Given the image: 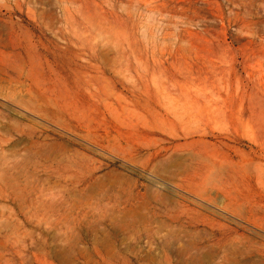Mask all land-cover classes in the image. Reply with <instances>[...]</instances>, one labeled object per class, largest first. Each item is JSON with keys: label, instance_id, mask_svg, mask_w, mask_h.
<instances>
[{"label": "rangeland", "instance_id": "374dc122", "mask_svg": "<svg viewBox=\"0 0 264 264\" xmlns=\"http://www.w3.org/2000/svg\"><path fill=\"white\" fill-rule=\"evenodd\" d=\"M18 75L25 86L17 84L13 88L10 79ZM29 83L34 94L56 111L69 130L55 123L57 119L53 117H37L38 113L32 110L34 100L24 91ZM176 101L187 102L188 113L180 108V115L185 117L174 114ZM0 113V132H6L0 133V165L5 163L0 170L3 172L13 164L7 168L9 174L3 172L5 177L0 172V264H184L176 257L174 248L180 243L188 246L190 236L184 235L180 243H173L168 250L170 259H164L157 236L170 227L157 220L148 225L136 221L127 229L115 228L114 232L104 214L111 212L108 209L114 210L116 203L132 204L137 219L147 218L153 203L164 207L176 217L173 231H179L181 223H194L207 243L223 247L244 243L257 252L248 261L261 264L258 256L259 251H264V0H0ZM50 119L53 122H48ZM30 136L35 141L31 142ZM19 140L24 142L25 151ZM13 141L19 142L10 145ZM37 144L42 149L47 147L39 154ZM8 146L15 147H10L13 156L9 158L6 151H10L5 150ZM165 146L178 149L171 156L162 157ZM56 152L58 155H54ZM35 158L41 160L33 164ZM11 160H18L24 171L16 165L17 161ZM190 160L198 162V173L191 176L195 183L221 189L212 202L200 200L198 193L202 190L188 187L178 179L177 169ZM14 175H18L17 179ZM37 180L45 183L38 184ZM87 188L91 196L85 198L80 191L86 195ZM16 189L22 192L17 193ZM12 193L20 197L16 195V199ZM48 194L50 197H45ZM226 195L235 199V206L224 208ZM56 199L59 210L55 207ZM46 200L51 210L48 205L45 208ZM61 214L67 216L63 218ZM99 217L105 219V224H99ZM4 218L10 222H4ZM94 221L98 225H93ZM90 224L93 227H88ZM100 225L119 239L124 236L126 243L108 246L102 242ZM148 233L157 237L156 242L148 241ZM211 248L203 249L202 254L207 255H200L202 264H230L215 255L216 248ZM207 249L212 253H206ZM237 260L244 262L238 257Z\"/></svg>", "mask_w": 264, "mask_h": 264}, {"label": "bare ground", "instance_id": "6f19581e", "mask_svg": "<svg viewBox=\"0 0 264 264\" xmlns=\"http://www.w3.org/2000/svg\"><path fill=\"white\" fill-rule=\"evenodd\" d=\"M48 23V22H47ZM51 24V23H50ZM45 25V24H44ZM55 25V24H54ZM53 25V26H54ZM53 29H54V27H53ZM51 31V30H50ZM57 33V32H56ZM106 47V46H105ZM102 49V48H101ZM8 76V75H7ZM14 77V76H13ZM20 78H21V75H18V77H16V79H10L11 81H10V83H12L14 86H12L13 88L14 87H16L17 86V84H18V87H20L21 86V88H22V86H25V83L24 82H20L19 80H20ZM2 79V78H1ZM5 80V79H4ZM7 83H8V80H7ZM6 83V85H8ZM4 85V84H3ZM5 86V85H4ZM4 86H2L1 85V87H4ZM9 86V85H8ZM7 86V87H8ZM6 87V88H7ZM11 86L9 87V88H12ZM5 88V89H6ZM2 89V88H1ZM7 90V89H6ZM27 91V96L30 98V99H32V101L34 100V103H33V107H32V110H33V112L35 113H38V115L39 116H37V117H43L42 119H48V116L49 117H53L54 118V120H56L57 119V121L55 122V123H57L58 125H60V127L62 126V127H65V129L67 128L68 129V127L65 125V122L63 121V120H61L60 119V117L59 116H57V114H56V111L55 110H53V109H50L49 107H48V105H47V103H45V102H43V101H41L40 100V98L38 97V95H36V94H34L35 92H34V90L32 89V85H31V83H29L28 85H27V88L26 89H24V91ZM2 91V90H1ZM23 90L22 89H20V92H22ZM6 92V91H5ZM8 92H9V90H8ZM7 92V93H8ZM12 93V92H11ZM2 94V93H1ZM10 94V93H9ZM13 94V93H12ZM20 94V93H19ZM18 94V92H17V95H19ZM23 94V93H22ZM25 95V94H24ZM11 96H13V95H11ZM11 96H9L10 97V99H11ZM21 95H19V97H20ZM3 97V96H2ZM16 97V96H15ZM14 97V98H15ZM3 100V99H2ZM20 101H22V103L21 102H19V103H21V104H23V100H20ZM17 102V101H16ZM27 102V101H26ZM181 102V101H180ZM183 102V101H182ZM185 103H187V102H185ZM184 102L183 103H179V101H176L174 104H173V109H174V114L177 116L178 115V117H183L182 115H180V112H181V109L183 110V112L185 113V112H187V107H188V104H185ZM26 104V103H25ZM190 104V103H189ZM5 105H7V104H5ZM193 105V104H192ZM26 106V105H25ZM190 106V105H189ZM11 107V106H10ZM21 107V106H20ZM27 107V106H26ZM126 107V106H125ZM192 107V106H191ZM190 107V109H192ZM181 108V109H180ZM189 108V107H188ZM27 109H29V108H27ZM172 109V108H171ZM180 109V110H179ZM14 110V109H13ZM31 109H30V111H32ZM179 110V111H178ZM194 110V109H193ZM17 111V110H16ZM26 111V110H25ZM27 111H29V110H27ZM134 111V110H133ZM188 111H189V109H188ZM14 112V111H13ZM190 112H192L191 110H190ZM195 112V111H194ZM31 113V112H30ZM116 113V112H115ZM188 113V112H187ZM1 114V113H0ZM10 114V113H9ZM24 114V113H23ZM190 114V113H189ZM192 114V113H191ZM24 115H26V113L24 114ZM29 115V114H28ZM31 115V114H30ZM33 115H35V114H33ZM186 115V114H185ZM193 115H195L194 113H193ZM2 116V115H1ZM8 116V115H7ZM7 116H6V118H7ZM138 116V115H137ZM140 116V115H139ZM190 116V115H189ZM17 117V116H16ZM35 117V116H34ZM47 117V118H46ZM185 117V116H184ZM191 117V116H190ZM26 118H28V117H26ZM188 118V117H187ZM193 118V117H192ZM3 119H5V118H3ZM9 119H10V117H9ZM36 119V118H35ZM38 119V118H37ZM41 119V118H40ZM30 120H31V118H30ZM34 120V119H33ZM51 120H53V119H50V120H48V122L50 121V122H53V121H51ZM11 121V120H10ZM44 121V120H43ZM15 122V121H14ZM13 121H12V123H14ZM37 123H38V121H36ZM42 122V121H41ZM3 123V122H2ZM35 123V122H34ZM54 123V124H55ZM7 124H9V126L11 125L10 124V122L9 123H7ZM15 124V123H14ZM33 124V123H32ZM38 124H40V123H38ZM42 124V123H41ZM53 124V125H54ZM44 125V124H43ZM48 125V124H47ZM50 125V124H49ZM4 126V125H3ZM6 126V125H5ZM8 126V127H9ZM12 126V125H11ZM17 126V125H16ZM15 126V127H16ZM21 126V125H20ZM52 126V125H51ZM7 127V126H6ZM7 127V128H8ZM14 127V126H13ZM18 127V126H17ZM34 127V126H33ZM36 127H37V125H36ZM53 127V126H52ZM55 127H57V126H55ZM2 128V127H1ZM38 128V127H37ZM37 128H34V129H37ZM42 129L44 128L43 126L41 127ZM49 128V127H48ZM47 128V129H48ZM54 128V127H53ZM18 129V128H17ZM25 129V128H24ZM52 129V128H51ZM60 129V128H59ZM2 130L3 129H1V132H2ZM5 130V129H4ZM9 130V129H8ZM23 130V129H22ZM30 130V129H29ZM41 129H39L38 131H40ZM64 130V129H63ZM69 130V129H68ZM35 131V130H34ZM42 131V130H41ZM44 131V130H43ZM58 131V130H57ZM57 131H55L56 133H57ZM60 131V130H59ZM58 131V132H59ZM0 132V133H1ZM10 132V131H9ZM8 132V133H9ZM18 132V131H17ZM47 132V134H48V131H46ZM68 132V131H67ZM71 132V131H70ZM2 133H4V132H2ZM6 134V132L3 134V135H5ZM18 134V133H17ZM16 134V135H17ZM32 134V133H31ZM38 134L39 133H37V137H38V140H39V136H38ZM59 134H61V132L59 133ZM10 134H8V136H9ZM23 135H25V134H23ZM22 135V136H23ZM30 135V134H29ZM41 135V134H40ZM49 135V134H48ZM58 135V134H57ZM62 135V134H61ZM18 136H21V135H18ZM27 136H28V134H27ZM34 136V135H33ZM45 136H46V133H45ZM44 136V137H45ZM52 136H54V135H52ZM79 136V135H78ZM31 137V136H30ZM41 137V136H40ZM55 137V136H54ZM24 138V137H23ZM27 138V137H26ZM25 138V139H26ZM29 138V137H28ZM60 138H62V137H60ZM15 139V138H14ZM32 139H34V138H32L31 137V142H32ZM4 140V139H3ZM7 140V139H6ZM5 140V141H6ZM13 140V139H12ZM16 140V139H15ZM22 140H24V139H22ZM43 140V139H42ZM44 140H46V139H44ZM50 140H51V138H50ZM63 140V139H62ZM68 140V139H67ZM67 140H65V141H67ZM71 140V139H70ZM73 140H74V138H73ZM4 141V142H5ZM20 141V140H19ZM19 141H16L17 143L19 142ZM34 141H35V139H34ZM36 141H37V139H36ZM53 141V140H52ZM55 141H57V140H55ZM16 142H12V144H10V145H13V143H14V145H15V143ZM21 142V141H20ZM18 143V144H24V142H21V143ZM27 142V141H26ZM46 142H47V140H46ZM51 142V141H50ZM50 142H48V146L50 145L49 143ZM68 142V141H67ZM0 143H1V141H0ZM34 143H37V142H33V144ZM54 142H52V144H53ZM57 143H59L58 141H57ZM62 143H64V142H62ZM2 144V143H1ZM4 144V143H3ZM29 144H30V142H29ZM40 144H42V141H41V143ZM55 144V143H54ZM53 144V145H54ZM65 145H66V143H64ZM63 144V145H64ZM78 144V143H77ZM6 145V144H5ZM9 145V144H8ZM21 145V146H22ZM28 145V144H27ZM44 145V144H43ZM53 145H51V146H53ZM56 145V144H55ZM152 145H155V144H153L152 143ZM2 146V145H1ZM19 146V145H18ZM24 146V145H23ZM22 146V147H23ZM35 146V145H34ZM37 146H38V144H37ZM40 146V145H39ZM38 146V147H39ZM69 146V145H68ZM2 147H4V146H2ZM11 147V146H10ZM9 146H8V148L9 149H6L5 148V150H12L13 148H15V147H11L10 148ZM38 147H36L37 148V150L36 149H33L32 148V151L33 150H36V151H40V152H38L39 154L41 153V151L43 150L44 151V148H46V147H43V149L42 148H38ZM42 147V146H41ZM61 147V146H60ZM66 147H67V145H66ZM21 148V147H20ZM49 148V147H48ZM47 148V149H48ZM51 148V147H50ZM53 148H54V146H53ZM68 148H70V147H68ZM4 149V148H3ZM25 149V146H24V148L22 149L23 151H25L24 150ZM42 149V150H41ZM60 149H62V148H60ZM71 149V148H70ZM177 146H165L164 148H163V150H162V157L163 156H165V155H168V156H171L172 155V153L174 152V151H177ZM19 150V149H18ZM21 150V151H22ZM29 151H30V149H28ZM27 150V152H29ZM50 150V149H49ZM55 150H57L58 151V149H55ZM66 150V149H65ZM64 150V151H65ZM1 151V150H0ZM4 151V150H3ZM22 151V153L24 154V152ZM35 151V152H36ZM46 151V150H45ZM63 151V152H64ZM70 151H72V150H70ZM27 152H26V154H27ZM47 152H48V150H47ZM46 152V153H47ZM53 152V151H52ZM7 153H12L11 151L10 152H7L6 151V154ZM14 153H17V152H15L14 151ZM21 153V152H20ZM33 153V152H32ZM44 153V152H43ZM42 153V154H43ZM57 153V152H56ZM54 154V155H58V153L57 154ZM1 154H2V152H1ZM9 154H7V155H9ZM30 154V153H29ZM37 154V153H36ZM36 154H34L33 153V155H36ZM38 154V155H39ZM41 154V155H42ZM147 154V153H146ZM149 154V153H148ZM43 155H45V154H43ZM50 155V153L48 154V156ZM53 155V156H54ZM4 156H6V155H4ZM3 156V157H4ZM11 156V154L9 155V156H6L7 158H9ZM13 156V155H12ZM11 156V157H12ZM14 156H15V154H14ZM20 156H22V154L20 155ZM28 156H32V154L31 155H28ZM40 156V155H39ZM46 156V155H45ZM47 156V157H48ZM52 156V157H53ZM63 156V155H62ZM62 156L61 157H57L56 156V158L57 159H61L62 158ZM176 156H177V154H176ZM175 156V157H176ZM193 156V155H192ZM23 157V156H22ZM21 157V158H22ZM24 157H25V155H24ZM34 157V156H33ZM68 157V156H67ZM194 157V156H193ZM6 158V159H7ZM21 158H19V159H21ZM27 158H29V157H27ZM42 158V157H41ZM49 158H51V157H49ZM55 157H54V159H56ZM63 158H64V156H63ZM68 158H70V157H68ZM145 158V157H144ZM171 158V157H170ZM169 158V159H170ZM1 159V158H0ZM16 159V158H15ZM23 160H24V158H22ZM38 159H40V158H37V161H38ZM65 159L66 158H64L63 160L65 161ZM14 160V159H13ZM13 160H11V162L13 161ZM41 160V159H40ZM44 160H47V159H44ZM62 160V161H63ZM139 160V159H138ZM167 160V159H166ZM172 160V159H171ZM181 160V159H180ZM4 161V160H3ZM2 161V162H3ZM10 161V160H9ZM17 161V163H16V165L18 164V160H16ZM16 161H13V163L14 162H16ZM28 161H29V159H28ZM31 161V160H30ZM36 158H35V160L33 161H31V162H33V164H35L36 162ZM50 161V160H49ZM56 161H58V160H56ZM160 161V160H159ZM184 161V160H183ZM182 161V162H183ZM5 162H7V161H5ZM24 162V161H23ZM25 162H26V159H25ZM24 162V163H25ZM35 162V163H34ZM39 162V161H38ZM47 161H45V163H46ZM136 162V161H135ZM0 163H1V161H0ZM63 163V162H62ZM66 163V162H65ZM64 163V164H65ZM168 163L170 164V161H168ZM178 163H180L179 161H178ZM197 161H192V160H190L189 161V163L188 164H186V165H184V166H182V167H180L179 166V168L177 169V176L179 177L178 179L179 180H181V181H185L186 183V185L188 186V187H192V186H194V188L196 189V190H202L200 193H198V197L200 198V200H202V201H208V202H212L213 200H214V197H216L217 196V194L218 193H220L221 192V189L217 186V185H212V186H208V187H205V186H202V185H198L197 183H195L194 182V180H193V178L191 179V176H193L195 173V175H197V173L198 172H196V167H197ZM5 164V163H4ZM3 164V165H4ZM7 164V163H6ZM9 164V163H8ZM7 164V165H8ZM22 163H21V161H20V165H21ZM31 164V163H30ZM40 164H42L41 162H40ZM39 163H38V165H40ZM51 164V163H50ZM172 164V163H171ZM176 164V163H175ZM184 164V163H183ZM249 164V163H248ZM250 164H251V162H250ZM3 165H0V166H3ZM12 163H11V165L9 164V166L8 167H12ZM15 165V164H14ZM23 165V164H22ZM26 165V164H25ZM28 165H29V162H28V164H27V167H28ZM43 165H44V163H43ZM62 165V164H61ZM67 165V164H66ZM153 165V164H152ZM181 165V164H180ZM253 165V164H252ZM30 166V165H29ZM37 165H35L34 167H36ZM41 166V165H40ZM39 166V167H40ZM52 166H54V165H52ZM57 166V165H56ZM72 166H74V165H72ZM249 166H251V165H249ZM7 167V168H8ZM13 167H16V166H13ZM18 167H19V164H18ZM26 167V166H25ZM38 167V168H39ZM46 167V166H45ZM59 167V166H58ZM57 167V168H58ZM69 167V166H68ZM71 167V166H70ZM224 167V166H223ZM1 168V167H0ZM4 168L5 167H3V170H4ZM7 168H6V170H4L3 172L5 173L6 171H7ZM21 168V166L19 167V169ZM22 168H23V166H22ZM21 168V169H22ZM37 168V170H39ZM42 168H44V167H42ZM54 168H56L55 166H54ZM168 168V167H167ZM166 168V169H167ZM171 168V167H170ZM41 169V168H40ZM47 169V168H46ZM49 169H50V166H49ZM62 169H64V168H62ZM164 169V168H163ZM176 169H174V171L176 170ZM16 170V169H15ZM23 170V169H22ZM65 170V169H64ZM69 170V169H68ZM70 170H72V169H70ZM171 171H172V169H170ZM11 171H13V170H11ZM24 171V170H23ZM22 171V172H23ZM25 171H26V169H25ZM27 171H28V168H27ZM32 171H33V169H32ZM34 171H36V170H34ZM47 171V170H46ZM55 171V170H54ZM61 171V170H60ZM156 171V170H155ZM158 171H159V169H158ZM157 171V172H158ZM160 171H161V169H160ZM171 171H169V172H171ZM0 172H2L1 170H0ZM3 172L1 173V174H3ZM16 172H17V170H16ZM15 171H14V173H16ZM20 172H21V170H20ZM21 172V173H22ZM31 172V171H30ZM42 172V171H41ZM43 172H45V171H43ZM66 172V171H65ZM6 173H8V172H6ZM21 173H19V174H21ZM29 173V172H28ZM61 173H64L63 171L61 172ZM60 172H59V174H61ZM68 173L70 174V172L68 171ZM160 173V172H159ZM212 173V172H211ZM9 174V173H8ZM17 174V173H16ZM26 174V173H25ZM44 174V173H43ZM42 174V175H43ZM67 174V173H66ZM69 174H68V176H69ZM71 174H73L72 172H71ZM106 174V173H105ZM164 174V173H163ZM174 174H175V172H174ZM5 174H3V176H4ZM23 175V174H22ZM33 175V174H32ZM36 175V174H35ZM40 175H41V173H40ZM58 175V174H57ZM64 175V174H63ZM92 175V174H91ZM7 176V175H6ZM15 176V175H14ZM17 176L18 175H16L15 177H16V179H17ZM21 176V175H20ZM24 176V175H23ZM44 176V175H43ZM45 176H47L46 174H45ZM48 176H49V174H48ZM65 176V175H64ZM96 176V175H95ZM100 176V175H99ZM107 176V175H106ZM5 177V176H4ZM4 177H2L1 176V178H2V180H3V178ZM22 177V176H21ZM25 177V176H24ZM30 177H31V174H30ZM29 177V178H30ZM35 177V176H34ZM51 177V176H50ZM66 177V176H65ZM71 177V176H70ZM75 177V176H74ZM77 177V176H76ZM92 177V176H91ZM103 177V176H102ZM172 177V176H171ZM39 178V177H38ZM66 178H68V177H66ZM66 178H65V180H66ZM72 178V177H71ZM71 178H70V180H71ZM97 178H98V176H97ZM8 179H13V178H9L8 177ZM7 179V180H8ZM22 179H24V178H22ZM46 179V178H45ZM56 179V178H55ZM54 179V180H55ZM76 179V178H75ZM79 179V178H78ZM93 179H94V176H93ZM92 179V180H93ZM101 179V178H100ZM110 179V178H109ZM20 179H18V181H19ZM29 180V179H28ZM33 180H34V178H33V176H32V182H33ZM41 180V179H40ZM69 180V181H70ZM73 180H74V178H73ZM77 180V179H76ZM83 180V179H82ZM103 180V179H102ZM208 180V179H207ZM1 181V180H0ZM13 181H16V180H13ZM12 181V182H13ZM21 181V180H20ZM35 181V180H34ZM59 181H61V179L59 180ZM68 181V180H67ZM85 181V180H84ZM88 181V180H87ZM94 181V180H93ZM209 181V180H208ZM9 182H10V180H9ZM11 182V183H12ZM22 182H23V180H22ZM22 182H21V185H24V184H22ZM30 182H31V180H30ZM40 182H42V183H45V182H43V181H40ZM39 182V183H40ZM46 182H47V180H46ZM49 182H50V180H49ZM58 182V181H57ZM75 182V181H74ZM73 182V183H74ZM89 182V181H88ZM13 183H15V182H13ZM24 183V182H23ZM27 183H29L28 181H27ZM27 183H25V185L26 186H28V184ZM37 183H38V180H37ZM38 183V184H39ZM48 183V182H47ZM56 183V182H55ZM59 183V182H58ZM70 183H71V181H70ZM91 183H93V182H91ZM97 183V182H96ZM176 183V182H175ZM4 184V183H3ZM5 184H7V183H5ZM9 184V183H8ZM37 184V185H38ZM51 184H53L52 182H51ZM57 184V183H56ZM61 184V183H60ZM68 184V183H67ZM72 184V183H71ZM81 184V183H80ZM79 184V185H80ZM89 184V183H88ZM87 184V185H88ZM13 185V184H12ZM16 185V184H15ZM15 185H14V187H15ZM18 185V184H17ZM24 185V187H26ZM29 185H30V183H29ZM34 185V184H33ZM37 185L35 186V187H37ZM54 185V184H53ZM69 185V184H68ZM67 185V186H68ZM78 185V184H77ZM77 185H74L73 184V186L75 187V186H77ZM94 187H96L97 185L96 184H92ZM19 186H20V182H19ZM40 185H38V187H39ZM48 186H49V183H48ZM47 186V187H48ZM56 186V185H55ZM59 186V185H58ZM61 186V185H60ZM66 186V187H67ZM91 186V185H90ZM89 186V187H90ZM202 186V187H201ZM5 187V186H4ZM13 187V186H12ZM18 187V186H17ZM46 187V189H48ZM52 187V189H50L51 191L54 189L53 188V186H51ZM66 187H63V188H65L66 189ZM85 187V186H84ZM84 187H83V189H84ZM105 187V186H104ZM9 188V187H8ZM11 188V187H10ZM23 188V187H22ZM30 188H31V186H30ZM43 188H45V186L43 187ZM43 188H40V189H43ZM59 188V191H60V187H58ZM62 188V187H61ZM69 188H70V185H69ZM69 188H67V189H69ZM79 188V187H78ZM91 188H93V187H91ZM90 188V189H91ZM20 189V188H19ZM34 189V188H33ZM32 189V190H33ZM40 189H38V191L40 190ZM56 189V188H55ZM65 189H63V190H65ZM66 189V190H67ZM71 189H72V187H71ZM83 189H80V190H83ZM94 189V188H93ZM8 190V189H7ZM11 190H12V188H11ZM13 190H15V188L13 189ZM16 190H18V189H16ZM23 190V189H22ZM27 190H29V188L27 189ZM44 190V189H43ZM74 190V189H73ZM75 190H76V188H75ZM79 190V191H80ZM95 190V189H94ZM25 191V190H24ZM34 191H36V190H34ZM37 191V192H38ZM42 191V190H41ZM40 191V192H41ZM46 191V190H45ZM48 191V190H47ZM54 191V190H53ZM58 191V192H59ZM68 191V190H67ZM89 191V188H87V191H85V193L87 192V194L90 192H88ZM91 191H93L92 189H91ZM108 191V190H107ZM118 191V190H117ZM195 191V190H194ZM16 192V191H15ZM20 193V192H22V191H20V190H18L17 191V193ZM29 192V191H28ZM32 192V191H31ZM56 192H57V190H56ZM61 192H63L62 190H61ZM70 192H71V190H70ZM69 192V193H70ZM81 192V194H83L84 196H85V198H88V197H86V196H91V194H84V193H82V191H80ZM52 193V192H51ZM50 193V194H51ZM60 193V192H59ZM65 193V192H64ZM7 194V193H6ZM5 194V195H6ZM12 194H14L15 195V193H12ZM22 194V193H21ZM26 194V193H25ZM35 195H36V193H34ZM39 193H37V195H38ZM74 194H77L76 193V191H74ZM155 194V193H154ZM17 195V194H16ZM16 195H15V197H16ZM22 195H24V193L22 194ZM27 195H29V194H27ZM26 195V196H27ZM40 195H43V192L42 193H40ZM40 195H38V196H40ZM53 195H55L56 196V193L55 194H53ZM63 195V194H62ZM62 195L60 194V196H59V199H60V197L62 198ZM78 195H80V194H78ZM78 195H72L73 197H76V196H78ZM83 195H80V196H83ZM119 195H121V194H119ZM9 196H10V194H9ZM12 196V195H11ZM10 196V197H11ZM37 196V197H38ZM51 196H52V194H51ZM65 197H66V195H64ZM69 196H70V194H69ZM83 196V197H84ZM9 197V198H10ZM13 197V196H12ZM17 197H20L19 195H17ZM17 197H16V199H17ZM24 197V196H23ZM28 197V196H27ZM45 197H50V195L48 194V196L46 195ZM44 197V198H45ZM54 197V196H53ZM83 197H80L81 199L83 198ZM1 198V197H0ZM25 198V197H24ZM23 198V199H24ZM55 198V197H54ZM54 198H53V200H51L50 198V200H51V202L52 201H54ZM58 198V197H57ZM67 198V197H66ZM78 198V197H77ZM76 198V199H77ZM79 198V199H80ZM5 199H6V196H5ZM12 201H13V203H14V200L12 199V198H10ZM27 199V198H26ZM33 199H34V197H33ZM37 199V198H36ZM47 199V198H46ZM65 199V198H64ZM63 199V200H64ZM70 199H71V196H70ZM69 199V200H70ZM110 199V198H109ZM7 201H8V199H6ZM28 200V199H27ZM31 200V199H30ZM60 200H62V199H60ZM60 200H59V203H60ZM66 200V199H65ZM62 201V202H68V200H66V201ZM72 200H74V199H72ZM17 201V200H16ZM20 201H21V199H20ZM24 201V200H23ZM33 201V200H32ZM42 201V200H41ZM47 201V200H46ZM45 201V202H46ZM57 201V199L55 200V202ZM71 201V200H70ZM159 201V200H158ZM26 202V201H25ZM28 202V201H27ZM30 202V201H29ZM43 202V201H42ZM50 202V201H49ZM61 202V203H62ZM73 202V201H72ZM82 202V201H81ZM85 202V201H84ZM147 202V201H146ZM145 202V203H146ZM8 203V205H9V202H7ZM12 203V202H11ZM10 203V206L12 205ZM16 203V202H15ZM20 203V202H19ZM56 203H57V205H56ZM55 204H54V202H53V205H56L55 207H57L59 204H58V202H56ZM171 203V202H170ZM17 204V203H16ZM21 204V203H20ZM44 204H46V203H44ZM70 204H72L71 202H70ZM74 204V203H73ZM82 204V206H83V204L84 203H81ZM80 204V205H81ZM140 204V203H139ZM15 205V204H14ZM22 205V204H21ZM23 205H25V203H23ZM22 205V206H23ZM47 205H48V201H47V204H46V206H45V208L47 209L48 207H49V205H48V207H47ZM51 205V204H50ZM64 205V204H63ZM62 205V206H63ZM67 205V204H66ZM78 205H79V203H78ZM77 205V206H78ZM112 205V204H111ZM145 205H147V204H145ZM236 204H235V199L232 197V196H229V195H226L225 196V204H224V208L225 209H227V208H229L230 206H235ZM1 206V205H0ZM26 206V205H25ZM69 206H71V205H69ZM76 206V205H75ZM76 206V207H77ZM112 206H114V205H112ZM242 207H243V205H241ZM12 207V206H11ZM54 207V206H53ZM60 207V206H59ZM67 207V206H66ZM63 208V209H67V208ZM73 207V206H72ZM71 207V208H72ZM76 207H74V208H76ZM84 207V206H83ZM95 207V206H94ZM108 207H110V206H108ZM138 207V206H137ZM146 207V206H145ZM16 208V207H15ZM19 208H21L20 207V205H19ZM70 208V207H69ZM100 208V207H99ZM105 208H107V206L105 207ZM110 208H112V207H110ZM147 208V207H146ZM253 208V207H252ZM11 209V208H10ZM9 209V211H11ZM29 209V208H28ZM49 210H51V207H49L48 208ZM55 209V208H54ZM57 209L59 210V208L57 207ZM61 209V208H60ZM148 209H149V207H148ZM251 209V208H250ZM249 209V210H250ZM73 210V209H72ZM92 210V209H91ZM104 210V209H103ZM108 210H110L111 212L108 214L107 213V215H106V213L104 214L105 215V217H107V221H108V224L111 226V229L114 231V229L116 228V230L117 229H119L120 231H122L121 229H123L124 230V228L126 227V229H127V225H130L131 223H136V221H138L139 223H141V224H143V223H145V225H148V224H150L151 222L152 223H154V222H156V220H157V223H158V221L160 222V223H162V224H164L165 226H169L170 227V230H168L166 233L164 232V234H162L161 236L160 235H158L157 237H153V235L151 234V233H148L147 234V239H148V241L150 242V243H154V242H156V239L155 238H157L158 239V241H159V243H160V245L162 246V248H163V254H164V259H170V256H169V252H168V250L171 248V246L173 245V243H176L177 244V242L180 240V241H182L181 240V238L184 236V235H187V236H190L191 237V241H190V243H189V245L187 246L186 244V246H184L183 247V245L180 243V241H179V245H177L174 249H175V254H176V257L180 260V261H182L184 264H202V258L203 257H205V255H207V254H202V251H205V250H203L204 248H208L209 250H210V247H214V248H216V252H215V255L217 256V257H219L220 259H223V260H228V262L230 261V264H254V263H256V261L255 262H252V261H248V257H251V256H253V255H255V254H257V252L256 251H254V250H251V249H249L248 247H247V245L246 244H241L240 246L239 245H237V243L236 244H232V245H235V246H229V247H223L222 245H220V246H215L214 244H212V243H207L206 241H205V239L203 238V237H201L200 236V234H199V231H200V229L198 228V227H196L195 226V224L194 223H189V224H183V223H181L180 224V226H181V229H179V231L181 232V234H180V232L179 231H173V224H175L176 223V217L172 214V213H170L169 211H167L164 207H157V205L156 204H151V207H150V209H149V215L147 216V218L146 217H144V216H142L143 218L142 219H137V218H135V209H134V206L132 205V204H127V203H116L115 204V206H114V210L112 209H108ZM28 211V210H27ZM52 211H53V208H52ZM56 211V209L54 210V212ZM78 211V210H77ZM92 211H94V210H92ZM101 211V210H100ZM26 212V211H25ZM62 212V211H61ZM63 212H64V210H63ZM70 212H72V211H67V213H70ZM103 212V211H102ZM59 214H60V212H58ZM57 213V214H58ZM75 213V212H74ZM79 213V212H78ZM81 213V212H80ZM93 212H91V214H92ZM136 213H138V212H136ZM254 213V212H253ZM58 214V215H59ZM98 214V213H97ZM96 214V215H97ZM100 214V213H99ZM139 214V213H138ZM232 214V213H231ZM244 214V213H243ZM255 214V213H254ZM54 215V214H53ZM62 215V214H61ZM60 215V216H61ZM64 215H66L67 216V214H64ZM64 215H62L63 216V218H64ZM73 215V214H72ZM101 215V214H100ZM137 215V214H136ZM143 215V214H142ZM55 216V215H54ZM59 216V219L61 218ZM57 217V216H56ZM102 217V216H101ZM101 217H99V219H101ZM141 217V216H140ZM263 217V216H262ZM178 218H179V216H178ZM249 218V217H248ZM3 219V218H2ZM5 219V218H4ZM92 219H94V218H92ZM99 219H97V220H99ZM95 220V219H94ZM104 221H105V219H103ZM56 221V220H55ZM90 221V220H89ZM93 221V220H92ZM104 221H102V219L101 220H99V224H102V223H104L105 224V222ZM1 222H3V221H1ZM4 222H7V220L5 219V221ZM10 222V221H9ZM9 222H7V223H9ZM59 222V221H58ZM55 223V222H54ZM53 223V224H54ZM57 223V222H56ZM55 223V224H56ZM88 223V222H87ZM95 221H94V223H92L93 225H95ZM97 223H98V221H97ZM96 223V224H97ZM2 224V223H1ZM0 224V225H1ZM6 224V223H5ZM17 224V223H16ZM50 224V223H49ZM58 224V223H57ZM92 224H90V225H88V227L89 226H92L93 227V225ZM103 224V225H104ZM9 225V224H8ZM7 225V226H8ZM51 225V224H50ZM98 225V224H97ZM107 225V224H106ZM133 225V224H132ZM140 224H138L137 225V227L139 226ZM144 225V224H143ZM163 225V226H164ZM176 225V224H175ZM40 226V225H39ZM91 227V228H92ZM130 227V226H129ZM146 227V226H145ZM152 227V226H151ZM160 227V226H159ZM169 227H168V229H169ZM95 228V227H94ZM94 228H92V230L93 231H95V229ZM133 228V227H132ZM135 228V227H134ZM163 228V227H162ZM4 229V228H3ZM2 229V230H3ZM97 229V228H96ZM99 229H101V225H100V228ZM158 229V228H157ZM156 229V230H157ZM0 230H1V228H0ZM110 230V229H109ZM109 230H106V228L103 226V229H101L100 231H102L101 233H103V238H102V242H104L105 244H107L108 246H111V244H125L126 242V239H124L123 237L121 238V239H119L118 237H116V234L113 232V234L109 231ZM118 230V231H119ZM155 230V229H154ZM159 230V229H158ZM127 231V230H126ZM129 231H130V229H129ZM207 231V230H206ZM2 232V231H1ZM0 232V233H1ZM32 232V231H31ZM131 232V231H130ZM156 232V231H155ZM36 233V232H35ZM120 233V232H119ZM125 232L123 231V234H124ZM5 234V233H4ZM129 234V233H128ZM1 235H2V233H1ZM6 236V235H5ZM65 236H67V235H65ZM71 236V235H70ZM133 236V235H132ZM3 237V236H2ZM1 237V238H2ZM54 237V236H53ZM136 237V236H135ZM190 237H189V240H190ZM5 238V237H4ZM68 238H69V236H68ZM72 238H73V236H72ZM125 238H126V234H125ZM130 238V237H129ZM128 238V239H129ZM131 238H134V237H131ZM138 238V237H137ZM69 239H71V238H69ZM77 239V238H76ZM73 240V239H72ZM138 240V239H137ZM188 240V241H189ZM3 241V240H2ZM32 241H34V240H32ZM66 242H68V241H66ZM70 242V241H69ZM68 242V243H69ZM74 242H75V240H74ZM67 243V244H68ZM72 243H73V241H72ZM240 243H242V242H240ZM77 244V243H76ZM69 245V244H68ZM67 245V246H68ZM72 245V244H71ZM152 245V244H151ZM77 246V245H76ZM66 247V246H65ZM65 247H62V249H64ZM71 247V246H70ZM69 247V248H70ZM78 247V246H77ZM73 248V250H74V246L72 247ZM76 248V247H75ZM211 248V249H212ZM61 249V248H60ZM61 249V250H62ZM207 249V250H208ZM51 250V249H50ZM49 250V251H50ZM53 250V249H52ZM54 250H56V249H54ZM58 250L59 249H57L55 252H58ZM76 251H77V249H75ZM206 250V253L207 252H209V250L207 251ZM60 251V250H59ZM79 251V253L82 251L81 249L80 250H78ZM74 252V251H73ZM73 252H71V253H73ZM261 251H259V259H258V261L261 263V264H264V251L262 252V253H260ZM68 253V252H67ZM210 254L212 253L211 251L209 252ZM57 254V253H56ZM66 254V253H65ZM65 254H63V256L65 255ZM68 254H70V252L68 253ZM74 254H75V252H74ZM76 254H77V252H76ZM81 254H83L82 252H81ZM200 255H204L203 257L201 256V260H200ZM213 255H214V253H213ZM214 255V256H215ZM62 256V257H63ZM67 257L69 256V255H66ZM66 256H64V257H66ZM72 256V255H71ZM3 257V256H2ZM55 257V256H54ZM66 257V258H67ZM237 257L238 258H241V259H244V262L242 263H240V261L239 260H237ZM52 258V257H51ZM60 258H61V256H60ZM65 258V259H66ZM69 258V257H68ZM91 258V257H90ZM215 258V257H214ZM252 259H253V257H251ZM251 258H249V259H251ZM53 259V258H52ZM61 259H64V258H61ZM173 259V258H172ZM216 259H218V258H216ZM231 259V260H230ZM247 259V260H246ZM255 259V258H254ZM33 260V259H32ZM55 260H57V258H55ZM178 260V261H179ZM213 260V259H212ZM42 261V260H41ZM58 261H59V258H58ZM69 261V260H68ZM16 262V261H15ZM25 262V261H24ZM29 262H30V260H29ZM64 262H66V261H64ZM205 262V261H204ZM209 262H211V261H209ZM221 262V261H220ZM258 262V263H259ZM25 263H27V261L25 262ZM60 263H61V261H60ZM216 263V262H215ZM64 264V263H63ZM67 264H70V262L69 263H67ZM77 264V263H76ZM207 264V263H206ZM213 264V263H212ZM224 264V263H223ZM229 264V263H228Z\"/></svg>", "mask_w": 264, "mask_h": 264}]
</instances>
